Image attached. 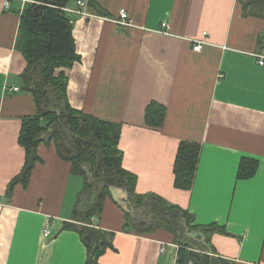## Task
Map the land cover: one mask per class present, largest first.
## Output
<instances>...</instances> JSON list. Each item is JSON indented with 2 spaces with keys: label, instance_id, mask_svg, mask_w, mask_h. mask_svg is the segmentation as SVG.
Returning <instances> with one entry per match:
<instances>
[{
  "label": "crops",
  "instance_id": "1",
  "mask_svg": "<svg viewBox=\"0 0 264 264\" xmlns=\"http://www.w3.org/2000/svg\"><path fill=\"white\" fill-rule=\"evenodd\" d=\"M94 1L91 17L71 15L78 62L55 72L66 76L68 105L120 126L121 166L136 176V194L157 195L197 226L220 228L209 236L211 250L185 248V264L202 257L264 264V64L256 57L264 56V19L244 17L237 0ZM24 6L10 0L4 9L0 0V264H85L78 231L66 228L83 225L74 208L84 179L53 142L37 146L26 185L8 191L25 166L22 118L35 114L22 90L26 61L15 47ZM120 9L131 27L115 23ZM203 33L205 44L194 52L192 41ZM151 102L166 110L161 127L145 123ZM183 141L200 145L190 189L174 184ZM125 199L114 190L87 224L114 234L98 264H177L182 247L168 231L124 229ZM198 235L190 240L199 243Z\"/></svg>",
  "mask_w": 264,
  "mask_h": 264
},
{
  "label": "trees",
  "instance_id": "2",
  "mask_svg": "<svg viewBox=\"0 0 264 264\" xmlns=\"http://www.w3.org/2000/svg\"><path fill=\"white\" fill-rule=\"evenodd\" d=\"M34 1L36 3L24 6L15 47L26 61L20 77L22 90L33 97L35 114L22 118L19 143L26 151L25 166L10 182L8 191L15 184L26 185L32 166L39 160L37 146L53 142L60 158L71 164L72 173L84 179L74 208V217L83 225L74 227L69 224L66 228L78 231L86 249L85 264H98V259L111 248L110 239L114 234L87 224L99 218L104 200L111 198L114 190H122L126 196L124 229L138 234L168 231L182 247L177 264H185V248L196 245L203 251L211 250L209 236L219 231V227L197 226L187 211L170 205L163 198L150 193H135L136 176L121 166L120 126L70 108L66 99V76L63 71L57 75L55 72L68 69L79 60L72 36L73 20L61 10L70 6L73 0ZM237 1L244 17L264 19V0ZM86 2L87 10L97 8L94 0ZM165 115L162 105L151 102L145 110V123L150 127H161ZM199 153L197 143L180 142L173 167L176 188L190 189L192 186ZM244 170L243 167L241 171ZM194 233H199L196 238L199 243L190 240ZM198 263L229 264L213 259L211 263L209 257H202Z\"/></svg>",
  "mask_w": 264,
  "mask_h": 264
},
{
  "label": "built area",
  "instance_id": "3",
  "mask_svg": "<svg viewBox=\"0 0 264 264\" xmlns=\"http://www.w3.org/2000/svg\"><path fill=\"white\" fill-rule=\"evenodd\" d=\"M9 1L10 0H3V8L4 9H8L9 7ZM23 3L27 4V3H36L34 0H21ZM75 6L76 8H61L62 11H64L65 13H67L68 15H79V16H85V17H91V15L88 13L87 11V2L86 0H77L75 2ZM119 14V18L117 21H115L116 24L118 25H122V26H127V27H131L132 26V22L128 16V13L125 9H120L118 11ZM161 33L164 35H170L171 33L169 32V28L166 25V23H162L161 24ZM205 35L206 33H203V39L202 40H194L192 41V50L194 52H198L200 51L202 45H204V39H205ZM256 57L258 58V64L259 65H263L264 64V56L257 54ZM13 92H17L19 89L18 88H12L9 89ZM45 236L48 235V232L46 231Z\"/></svg>",
  "mask_w": 264,
  "mask_h": 264
},
{
  "label": "water",
  "instance_id": "4",
  "mask_svg": "<svg viewBox=\"0 0 264 264\" xmlns=\"http://www.w3.org/2000/svg\"><path fill=\"white\" fill-rule=\"evenodd\" d=\"M189 264H192V263H189Z\"/></svg>",
  "mask_w": 264,
  "mask_h": 264
}]
</instances>
